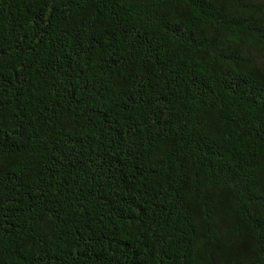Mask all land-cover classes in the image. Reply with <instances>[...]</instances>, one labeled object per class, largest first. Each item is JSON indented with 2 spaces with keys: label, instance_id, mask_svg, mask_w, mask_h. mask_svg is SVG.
I'll use <instances>...</instances> for the list:
<instances>
[{
  "label": "trees",
  "instance_id": "trees-1",
  "mask_svg": "<svg viewBox=\"0 0 264 264\" xmlns=\"http://www.w3.org/2000/svg\"><path fill=\"white\" fill-rule=\"evenodd\" d=\"M0 264H264V0H0Z\"/></svg>",
  "mask_w": 264,
  "mask_h": 264
}]
</instances>
